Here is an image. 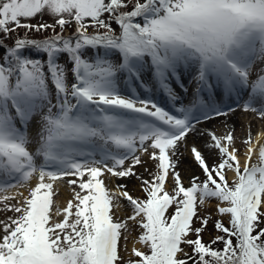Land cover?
I'll return each instance as SVG.
<instances>
[{"label":"snow or ice","instance_id":"snow-or-ice-1","mask_svg":"<svg viewBox=\"0 0 264 264\" xmlns=\"http://www.w3.org/2000/svg\"><path fill=\"white\" fill-rule=\"evenodd\" d=\"M237 110L264 120V0H0V191L29 189L0 198V264H264V137L242 163L234 125L199 127ZM133 177L119 218L106 180Z\"/></svg>","mask_w":264,"mask_h":264},{"label":"rangeland","instance_id":"rangeland-1","mask_svg":"<svg viewBox=\"0 0 264 264\" xmlns=\"http://www.w3.org/2000/svg\"><path fill=\"white\" fill-rule=\"evenodd\" d=\"M45 20L48 18L45 17ZM40 21V18L38 17L35 20H32V23H37ZM91 31V30H90ZM68 31L64 33H68ZM192 87H189V91L191 92ZM237 119L238 122L234 125L235 126V137H236V143L235 147L240 149L239 158L241 159V162L243 163L244 160V153L246 152L247 146L242 142L244 139H247V137L250 135L254 140L255 135L262 131L264 133V120H261L260 118L256 117L253 113H244L242 111L237 110ZM206 125H201V129H207L205 128ZM225 130L223 132H220L219 126H216L214 130H216L217 134H227V132L231 128H224ZM264 137V135H263ZM193 141V137H189L188 143L191 144ZM197 143H201V141H197ZM183 150V148H182ZM203 151V149H202ZM206 157H208V164H213V159L208 156V153H204ZM246 158V157H245ZM146 167L149 169V171H145V167H137L136 172L140 174L144 179H151V176L149 172L153 169V165L151 163L147 164ZM182 177V182L185 186L189 185V177L193 174L200 175L201 180H203V175L200 173L199 169L194 167L192 165L191 159L188 156V153L186 150H184V155L181 158V162L179 163L178 169H177ZM232 176L229 175V180H231ZM29 183H31L32 186L35 185L36 181L32 180ZM117 185H126L127 187L123 190H126L133 198H143L145 196V193L142 190V186L140 184V181L137 180L135 177L131 179H120V178H110L106 180V187L110 191V193H117V199L120 201L121 207L119 209H115L116 216L119 218H126L129 214V207L127 205V201L118 195L119 191L121 189L117 188ZM54 189L56 190L57 194L53 197L54 199V207H66L67 201L72 198L73 191L72 187L68 186L65 183L58 182L56 185H54ZM28 187L25 185L24 187H16L11 188L9 191L8 189H5L4 191H0V198L4 196L8 197H15V199H10L7 201V203L15 204L19 199L20 196L17 195V193H24V195H27L28 193ZM215 200H212L210 203L206 204L204 207L200 208L199 215L201 218L208 217L210 220L209 225L207 226V231L203 232L202 239L204 242H209L212 237H214L217 233L213 230V224L217 219H220L219 215L215 212ZM0 205H2V202H0ZM174 210V209H173ZM8 216L13 215V213L9 212L7 213ZM0 219H5V214L0 213ZM224 222L227 226V218H224ZM196 226H199V221L196 222Z\"/></svg>","mask_w":264,"mask_h":264},{"label":"bare ground","instance_id":"bare-ground-1","mask_svg":"<svg viewBox=\"0 0 264 264\" xmlns=\"http://www.w3.org/2000/svg\"><path fill=\"white\" fill-rule=\"evenodd\" d=\"M237 112L238 111H236L234 114H232V115H230L229 117H227V128L224 126V124H225V118L224 117H220L219 119H215V120H212L211 122H209V123H205V124H201V125H206L205 126V128H207V129H209V128H211V129H215L216 128V126H219V130H220V132H223L225 129L224 128H226V129H228V128H231L233 125H235L237 122H238V119H237ZM240 120V119H239ZM200 125V126H201ZM199 126V127H200ZM263 135H264V133L262 132V131H259L256 135H255V138H254V140L256 141V138L258 137V136H260V137H263ZM254 141V142H255ZM244 159H245V157H244ZM229 175L230 176H232V173H229ZM9 191L11 190V189H8Z\"/></svg>","mask_w":264,"mask_h":264},{"label":"trees","instance_id":"trees-1","mask_svg":"<svg viewBox=\"0 0 264 264\" xmlns=\"http://www.w3.org/2000/svg\"><path fill=\"white\" fill-rule=\"evenodd\" d=\"M57 31H59V29H57ZM23 33V30H21V34ZM70 33H71V30H70ZM48 34H51V30H49V33ZM70 35V34H69ZM6 43L7 44H9V45H11V43H12V40H8V41H6ZM34 56L35 55H40V54H33ZM222 245H220V244H217V245H214V247H216V248H219V247H221Z\"/></svg>","mask_w":264,"mask_h":264}]
</instances>
